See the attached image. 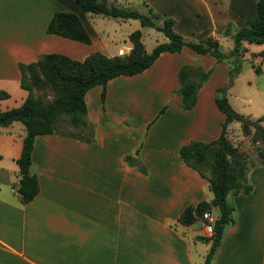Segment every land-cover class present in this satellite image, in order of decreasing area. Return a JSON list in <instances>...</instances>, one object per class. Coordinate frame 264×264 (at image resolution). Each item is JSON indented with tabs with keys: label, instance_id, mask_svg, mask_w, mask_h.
Here are the masks:
<instances>
[{
	"label": "crops",
	"instance_id": "crops-1",
	"mask_svg": "<svg viewBox=\"0 0 264 264\" xmlns=\"http://www.w3.org/2000/svg\"><path fill=\"white\" fill-rule=\"evenodd\" d=\"M145 1L153 11L173 17V28L184 38L210 35L221 48L226 23L242 26L256 0ZM55 10L76 13L89 41L47 33ZM89 16L73 0H0V110L19 105L27 93L19 85L18 62L45 52L81 60L95 50L105 55L129 51L131 30L117 41L105 38ZM253 43L243 41L244 50L258 58L264 43ZM226 62L184 45L160 52L139 72L109 78L103 100L100 85L87 89L90 130L65 125L62 131L74 135H35L29 171L38 190L24 203L14 189L24 126L15 120L0 127V264H202L210 240L201 241L207 235L199 217L183 224L178 216L185 205L209 200L211 192L178 148L218 136L224 113L214 102L215 88L225 86L229 101L234 85ZM181 64L212 66L189 108L181 106L175 92ZM255 91L260 110L243 115L264 117V89ZM246 177L249 192L226 194L233 221L224 225L210 264H264V164L249 163ZM210 210L215 217L216 208Z\"/></svg>",
	"mask_w": 264,
	"mask_h": 264
},
{
	"label": "trees",
	"instance_id": "trees-1",
	"mask_svg": "<svg viewBox=\"0 0 264 264\" xmlns=\"http://www.w3.org/2000/svg\"><path fill=\"white\" fill-rule=\"evenodd\" d=\"M73 1L83 12L101 13L116 18H136L141 26H151L162 32L167 39L156 43L147 52L141 41L140 30L135 28L127 35L131 47L125 54L105 55L95 50L78 60L59 52H45L34 61L18 62L19 85L26 89L27 93L19 105L0 110V127L15 120L20 121L24 126L20 153L15 159L19 177L14 185L22 203L31 200L38 190L36 176L29 171L35 135L52 132L74 135L62 131L65 125L86 127L90 130L92 125L85 119L84 100V93L90 87L100 85V97L103 100L104 85L109 78L118 74L139 72L148 67L160 52L179 51L184 45L199 53L209 52L217 61L232 54L237 57L244 50L243 41L264 43V0L255 1L254 13L234 31L230 32V22L226 23L222 34L229 35L233 42L232 48L227 52L221 51L218 40L210 35L196 40H185L173 28L174 19L170 15L151 13L150 9L144 13L137 9L108 3L107 0ZM155 17L161 18L159 24L153 20ZM45 31L82 42L89 41L79 17L71 11H53ZM260 54L262 55L263 51H260ZM190 70L187 64H181L177 70L179 84L175 92L179 95L183 108H189L194 104L196 91L210 71V69L203 70L199 66L195 67L194 74L197 79H192ZM237 70L236 66L233 71H229V83ZM225 88V86L217 87L214 93V102L224 113L218 136L210 141L190 140L178 148L181 159L205 177L211 192L209 200H199L185 205L178 216V221L183 224L192 223L203 210L216 208L212 235L201 236L205 241L210 240L209 250L202 264H210L224 225L233 221V206L227 202L226 194L249 192L251 189L246 177V158L229 142L224 133L226 124L230 120H239L245 132L249 130L250 121L230 106L224 95ZM257 156L258 162L264 164V147L258 149Z\"/></svg>",
	"mask_w": 264,
	"mask_h": 264
},
{
	"label": "rangeland",
	"instance_id": "rangeland-1",
	"mask_svg": "<svg viewBox=\"0 0 264 264\" xmlns=\"http://www.w3.org/2000/svg\"><path fill=\"white\" fill-rule=\"evenodd\" d=\"M107 2L126 6L127 8L137 9L144 13H147L149 9L151 13L155 12L145 0H107ZM89 14V18L93 19V25L96 30L105 38H114L117 41L121 38H125L127 35L126 33L129 30L139 28L141 31V40L147 52H149L157 42L163 41L164 39V36L160 31L151 26H141L139 20L136 18H129L123 23L119 22V20L114 17L101 13L89 12ZM153 20L157 24L161 22L160 17H155ZM236 28L237 25L235 23L230 24V32L234 31ZM220 36L221 48L219 49L225 50L224 52H226L227 48L232 45V39L229 35ZM222 36L227 37L224 38ZM184 39L196 40L197 38L192 37L191 39L185 37ZM253 45L257 46L256 43H253ZM261 46L264 49V44H261ZM112 47L113 43L111 42V48ZM260 55L256 58L249 52H245V50H243L237 57H235V54H232L228 58L222 59L227 60L225 65H227L229 71H233L236 66L238 67V70L232 76L231 82L233 81L234 85L229 91L228 102H230V106H234H232L234 109L237 108L236 111L241 114H247L250 109L255 111L260 110V94H257V91H255L256 89H264V53L261 56ZM255 67H257V69ZM200 68L203 69L202 67ZM211 68L212 66L208 69L211 70ZM259 69L261 70L260 72ZM190 71V77L192 79H197L194 74V68H191ZM206 78L201 82V84L206 80ZM235 92H238L240 97H235ZM248 96L251 97V101L249 103L246 102V97ZM243 116L250 121L248 126L249 130L247 132L243 131L241 128L240 121L235 119L229 122V128H225L224 133L229 142L244 154L246 158V166H248L249 163L259 160L257 151L260 147H264V117H250L248 115ZM212 212H215V210L212 209ZM201 241L204 243V240Z\"/></svg>",
	"mask_w": 264,
	"mask_h": 264
},
{
	"label": "built area",
	"instance_id": "built-area-1",
	"mask_svg": "<svg viewBox=\"0 0 264 264\" xmlns=\"http://www.w3.org/2000/svg\"><path fill=\"white\" fill-rule=\"evenodd\" d=\"M199 220L202 225V229L205 235L211 236L213 232V220L214 215L212 214L211 210L205 209L199 215Z\"/></svg>",
	"mask_w": 264,
	"mask_h": 264
}]
</instances>
